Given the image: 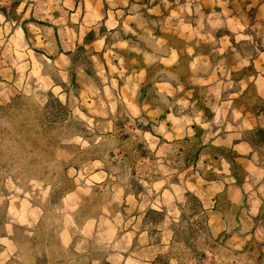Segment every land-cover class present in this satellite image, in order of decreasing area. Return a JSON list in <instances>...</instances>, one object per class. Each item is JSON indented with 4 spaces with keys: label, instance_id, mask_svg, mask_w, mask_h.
<instances>
[{
    "label": "clouds",
    "instance_id": "9594fccd",
    "mask_svg": "<svg viewBox=\"0 0 264 264\" xmlns=\"http://www.w3.org/2000/svg\"><path fill=\"white\" fill-rule=\"evenodd\" d=\"M106 2L107 13L103 0L95 6L93 0H87L86 9L83 0L80 7L75 0H20L18 6L16 0H0V88L15 83L53 109L45 119L54 123L58 117L71 115L83 125V131L98 133L93 143L104 140L111 149L103 159L93 158L87 174L77 176L78 165L64 168L65 172L71 169L77 184L85 182L83 192L90 195L95 184L105 193L102 215L106 220L96 240L106 254L102 264H164L156 256L157 249L148 246L146 222L163 218L164 247L159 251H167L173 235L166 228L169 217L179 223L185 213L191 221L204 220L201 230L211 233L217 250L197 246L191 239L195 233H191L186 237L192 256L188 264H260L264 224L256 239L250 233L257 222L264 221V158L240 142L264 143V130L254 127L241 111H233L230 101L242 93L230 65L235 63L237 71L250 67L253 54L264 46V35L251 28V21L244 23L227 11L206 16L200 0H186L184 5L176 0L179 9L170 12L167 22L178 21L177 27L189 34L181 51L153 34L150 29L162 21L146 19L139 3ZM161 2L171 8L169 0ZM213 3L225 8L227 0ZM121 6L128 9L127 20ZM54 12H59V18ZM156 12L148 9L149 16ZM33 20L59 29L62 48L57 46L53 27L38 29L29 23L25 32V22ZM129 22H135L138 30ZM101 27L106 33H100ZM88 32L95 33V51L104 52L107 70L99 56L89 65L78 54L77 43L82 45ZM217 33L221 35L217 37ZM29 34L42 35L46 43L33 41ZM202 46L209 48L206 55L196 52ZM37 48L45 51L38 53ZM121 52L135 54L136 65H127ZM114 60L119 63L113 64ZM88 70L91 76L86 74ZM249 81L255 83V95L264 101V75L260 79L251 76ZM186 87L194 89L191 96L182 95ZM38 92L49 95L41 97ZM253 107L264 110V103ZM73 142L81 149L91 147L83 136L74 137ZM234 144L240 146L234 148ZM221 148L245 157L252 154L249 167L236 172L228 159H216L215 149ZM201 150L207 154L205 158H201ZM109 155L124 162L123 177L114 175L116 167H105ZM197 177L204 183H197ZM228 188L235 189L231 199ZM206 201H210L208 206ZM233 233L242 243L233 244ZM0 244L5 245L0 264H5L15 248L5 237H0ZM249 244L256 248L254 259L245 251Z\"/></svg>",
    "mask_w": 264,
    "mask_h": 264
},
{
    "label": "rangeland",
    "instance_id": "374dc122",
    "mask_svg": "<svg viewBox=\"0 0 264 264\" xmlns=\"http://www.w3.org/2000/svg\"><path fill=\"white\" fill-rule=\"evenodd\" d=\"M17 5L18 2L15 6ZM248 20L251 21V28L264 35V22L259 24L253 18ZM29 23H35L38 29L47 28L38 22ZM29 23L24 24L25 32L29 31ZM49 27L56 31L57 46L62 48L59 29L52 25ZM93 37L90 32L85 36L82 45L77 43L78 54L83 55L89 65H93L95 55L94 48L89 46ZM29 38L36 42L44 40L46 43L42 35L29 34ZM35 50L38 53L45 51L39 48ZM2 55L0 52V56ZM230 67L231 75L241 86L242 93L237 100L230 101L234 104L233 111H241L254 127L264 130V110H256L253 107L254 104L259 106L264 101H260L255 95L256 85L249 81L251 76L260 79L264 75V46L258 53L253 54L250 67L242 71L236 70L235 63ZM86 74L91 76L92 72L88 70ZM245 84L247 90L244 89ZM193 92V88L186 87L182 95L191 96ZM144 94L147 95L146 92ZM37 95L44 97L49 94L38 92ZM195 102L193 100V103ZM204 110L208 112L207 109ZM52 112L53 109L42 105L35 97L25 94L15 83L0 88V237L7 238L15 248L5 264H102L106 254L99 248L96 240L106 220L102 215L105 193L98 191L100 186L95 184L90 195L83 192L81 189L87 187L85 182L81 180L77 184L71 169L65 172L64 168L78 165L80 172L76 175L87 174L88 165L93 158L103 159L104 154L110 153L111 149L104 140L100 144L93 143L98 133L83 131V125L71 118V115L67 118L58 117L54 123L51 119H45V116L51 117ZM249 135L245 133V137ZM76 136L88 139L91 147L81 149L73 142ZM244 142L251 143L260 156L264 155V143L257 144L247 139ZM215 152L216 159H228L236 172L249 167L245 158H238V153L223 148L215 149ZM206 155L201 150V158ZM136 164L143 167L140 160H137ZM105 167H116L114 175L118 178L124 175V162H118L110 155ZM9 180L13 182L12 186L9 185ZM33 180L36 181L35 184L31 183ZM131 182L129 178L128 183ZM197 183L204 181L197 177ZM208 183L210 191L212 183ZM16 188L23 191L17 192ZM234 195L233 191H228L230 199ZM209 203L210 201H206L205 206ZM215 216L218 219L220 213L217 212ZM169 221L166 228L173 235L167 251H159L164 247L165 229L161 227L163 218L157 216L154 221H147L145 225L148 230V246L157 249L156 256L161 254L159 260L164 264H170L172 260H175L176 264H188L192 256L186 237L191 233H195L191 239L197 246L212 252L217 251L213 246L214 241L210 239L211 233L206 229L201 230L197 221H191L190 217L180 218L179 223L169 217ZM262 224L264 221L257 222L253 228L250 233L253 239L261 235ZM231 239L234 245L242 243L241 237L235 233ZM4 250L5 245L0 244V252ZM245 251L249 252L250 259L255 258L256 248L252 244L245 246ZM261 252H264V244L261 245ZM212 264H215V261H212ZM260 264H264V255L261 256Z\"/></svg>",
    "mask_w": 264,
    "mask_h": 264
},
{
    "label": "crops",
    "instance_id": "0c3cea01",
    "mask_svg": "<svg viewBox=\"0 0 264 264\" xmlns=\"http://www.w3.org/2000/svg\"><path fill=\"white\" fill-rule=\"evenodd\" d=\"M16 2H20V0H16ZM82 0H75V5L77 7H80ZM101 2V0H93V4L98 5ZM84 3V7L86 9V5H87V0H83ZM132 3H139L141 5V11L144 14L146 19H150V20H158V21H162V23L160 24V26L150 29L153 34L156 37H163L167 40H169L173 45L179 47L181 49V51H183V48L185 46V41L188 37V33L187 32H182L178 27V21L173 20L171 22V24H169L167 22V17L170 15V12L172 10H177L179 9V6L176 4V0H169V4L171 5L170 9H166L164 7V5L162 4L161 0H130V5ZM186 3V0H179V4L180 5H184ZM200 5L202 8V12L207 16V15H211L212 12H216V13H222L224 11L229 12L231 15L235 16L238 19H241L242 22L244 23H248L249 22V18H253L255 19L256 23H263L264 22V0H227V4L225 8H222L219 3H213V0H200ZM18 6V5H17ZM146 6V7H145ZM155 8L157 9L156 14L149 16L148 14V9H152ZM124 13V20H127V15L128 13V9L127 8H123L121 6V9ZM103 11L105 13H107L109 11L108 5L106 0H103ZM53 15L57 18H59V12H54ZM186 15V14H185ZM107 18V17H105ZM193 21V27H195V19L196 17L193 16L190 18ZM29 22H38L42 25H45L47 27L50 26V24H48L45 21H26V24ZM207 23V22H205ZM54 26V25H52ZM129 26L132 27L133 29H137V25L135 22H129ZM55 31V30H54ZM223 31V30H222ZM56 32V31H55ZM90 33V32H88ZM93 34V39L90 43L89 46L94 48L95 51V33L91 32ZM100 33L104 34L106 33V29L101 27L100 28ZM217 37H219L221 35V33H217L216 34ZM125 38H131L133 40L136 39V37H125ZM72 39H75V37L73 36ZM85 40V37H84ZM78 45H80L78 43ZM115 51H119V50H115ZM196 52L199 53H203V54H207L209 52V48L207 46H202L201 48H197ZM121 56L124 57V59L126 60L127 65H131V66H135L137 63V57L135 54H126L121 52L120 53ZM99 56L101 64L104 66L105 70H107L108 68V64L109 62L107 60L104 59V52L101 53H96L95 51V55L94 57ZM142 60V58H140ZM113 64H118V61H112ZM132 72V67L129 68V73ZM240 143H247L250 147L253 148V152L257 153V149L254 148L252 146L251 143L248 142H244L241 141ZM240 145L239 144H234L235 148H238ZM239 154V153H238ZM251 155L249 154L247 157L239 154L238 158H245L248 161V164L250 162L251 159ZM262 158H264V155H261ZM227 187V186H226ZM227 191H233L235 193V189H231L228 188Z\"/></svg>",
    "mask_w": 264,
    "mask_h": 264
},
{
    "label": "trees",
    "instance_id": "16d2710c",
    "mask_svg": "<svg viewBox=\"0 0 264 264\" xmlns=\"http://www.w3.org/2000/svg\"><path fill=\"white\" fill-rule=\"evenodd\" d=\"M181 218L182 219H184V218H188V216L186 215V213L185 214H182V216H181ZM202 223H203V220H198L197 221V225H202ZM161 254H159L157 257H159V259L161 258ZM151 264H156V262L155 261H151Z\"/></svg>",
    "mask_w": 264,
    "mask_h": 264
}]
</instances>
